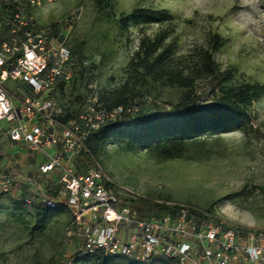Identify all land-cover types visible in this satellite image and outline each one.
<instances>
[{"label": "rangeland", "instance_id": "obj_1", "mask_svg": "<svg viewBox=\"0 0 264 264\" xmlns=\"http://www.w3.org/2000/svg\"><path fill=\"white\" fill-rule=\"evenodd\" d=\"M99 2L22 0L33 27L46 31L55 49L67 48L77 61L72 81L50 96L69 119L88 113L94 92L108 99L103 109L111 107L109 95L115 92L135 97L131 104L138 113L131 117L136 119L193 99L211 102L220 86H264V0ZM151 14L161 18L152 20ZM166 48L172 69L186 81L141 82L130 74L144 49L161 53ZM206 52L217 67L214 77L201 69ZM83 61L90 68L84 69ZM89 147L123 201L184 205L235 227L264 229V97L248 109L241 129L203 138L191 147L189 161H164L105 135L92 138ZM34 157L27 148H0V167L22 179L16 192L0 196V264H74L83 242L68 213L30 235L34 214L19 200L25 179L44 187L54 180L39 177L29 166Z\"/></svg>", "mask_w": 264, "mask_h": 264}, {"label": "built area", "instance_id": "obj_2", "mask_svg": "<svg viewBox=\"0 0 264 264\" xmlns=\"http://www.w3.org/2000/svg\"><path fill=\"white\" fill-rule=\"evenodd\" d=\"M76 62L33 27L22 0H0V148H27L35 155L29 166L39 177H53V191L59 190L54 200L38 181L25 179V206L63 207L82 238V255L137 264H264V229L235 227L175 204L167 205L172 213L163 218L141 219L133 204L107 187L111 181L95 160L87 173L77 172L75 161L90 153L92 134L138 110H98L94 92L87 114L63 118L66 112L50 96L72 81ZM81 65L90 68L88 61ZM20 178L0 167V196L16 192Z\"/></svg>", "mask_w": 264, "mask_h": 264}, {"label": "trees", "instance_id": "obj_3", "mask_svg": "<svg viewBox=\"0 0 264 264\" xmlns=\"http://www.w3.org/2000/svg\"><path fill=\"white\" fill-rule=\"evenodd\" d=\"M100 5L103 3L99 2ZM152 20L161 18L160 14H151ZM164 37L161 40L164 42ZM217 47L222 45L221 41L214 37ZM146 50L143 58L132 63L130 74L136 75L139 81L150 79L152 82H184L186 79L179 76L172 69L169 62L168 48L161 53ZM201 69L210 77L217 74V67L213 61L212 53L204 54ZM111 107L103 109L101 104L108 99H99L97 109L110 111L117 107L132 109L136 98L127 97V93H113L109 95ZM264 97V86L259 83L246 84L239 87H222L217 89L215 99L207 103H199L197 99L181 103L170 111L140 115L133 119L127 112L121 121L107 124L92 134V138L105 135L109 138H117L126 144L131 150H144L164 161L192 160L189 157L191 147L208 136H219L239 130L248 120V109ZM69 114L66 112L63 118ZM113 126V127H112ZM82 153L75 161L76 170L85 174L94 165V157L91 153ZM108 188L114 186L107 184ZM46 191L51 199L56 200L59 190L53 191L52 184L46 186ZM26 199V188L19 197L23 208L34 214V224L30 228V235L35 236L44 232L48 226L60 215L66 213L63 207L56 209L41 206L29 210L24 202ZM141 219L163 218L172 213L171 208L152 200L139 201L135 205ZM74 264H137L127 260H107L102 254L94 256L82 255L78 252L73 256ZM156 264H174L173 262H161Z\"/></svg>", "mask_w": 264, "mask_h": 264}, {"label": "bare ground", "instance_id": "obj_4", "mask_svg": "<svg viewBox=\"0 0 264 264\" xmlns=\"http://www.w3.org/2000/svg\"><path fill=\"white\" fill-rule=\"evenodd\" d=\"M178 1L181 2V3H185L186 0H178ZM183 5H185V4H183Z\"/></svg>", "mask_w": 264, "mask_h": 264}]
</instances>
